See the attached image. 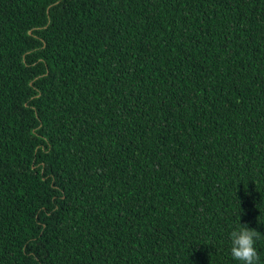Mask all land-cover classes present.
<instances>
[{
    "label": "trees",
    "instance_id": "1",
    "mask_svg": "<svg viewBox=\"0 0 264 264\" xmlns=\"http://www.w3.org/2000/svg\"><path fill=\"white\" fill-rule=\"evenodd\" d=\"M238 219L264 264V0H0V264H241Z\"/></svg>",
    "mask_w": 264,
    "mask_h": 264
},
{
    "label": "clouds",
    "instance_id": "2",
    "mask_svg": "<svg viewBox=\"0 0 264 264\" xmlns=\"http://www.w3.org/2000/svg\"><path fill=\"white\" fill-rule=\"evenodd\" d=\"M229 236L233 259L240 261L241 264H259L260 257L255 242L260 238V232L248 227L247 224L240 223L238 219V226L230 232Z\"/></svg>",
    "mask_w": 264,
    "mask_h": 264
}]
</instances>
